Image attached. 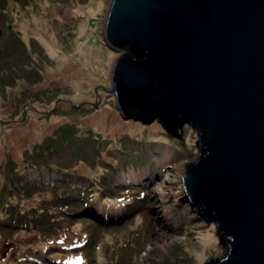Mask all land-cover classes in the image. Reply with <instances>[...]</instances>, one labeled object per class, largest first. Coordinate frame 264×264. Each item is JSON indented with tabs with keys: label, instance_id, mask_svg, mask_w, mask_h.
Returning <instances> with one entry per match:
<instances>
[{
	"label": "rangeland",
	"instance_id": "obj_1",
	"mask_svg": "<svg viewBox=\"0 0 264 264\" xmlns=\"http://www.w3.org/2000/svg\"><path fill=\"white\" fill-rule=\"evenodd\" d=\"M35 1L33 16L24 18L21 8L8 5L13 23H0V43L14 47L13 62L23 60L14 63L15 72L0 71V185L11 171L39 164L4 184L0 206L8 199L12 207L42 208L38 236L68 242L74 235L60 234L63 214L52 215L59 203L67 204L58 196L76 194L72 181L90 186L79 174L105 166L113 170L112 183L101 187L126 193L131 203L121 216L95 217L97 222L86 207L69 206L70 222L83 227L77 234L90 237L76 260L204 264L223 258L228 247L218 240L214 224L198 221L183 201L181 180L187 163L198 158L197 132L184 125L181 138L168 141L155 127L123 119L107 92L116 54L103 42L102 29L111 0ZM13 228L0 223L2 251L31 243ZM32 254L37 253L24 250L16 264H33ZM37 264L52 263L40 257Z\"/></svg>",
	"mask_w": 264,
	"mask_h": 264
},
{
	"label": "water",
	"instance_id": "obj_2",
	"mask_svg": "<svg viewBox=\"0 0 264 264\" xmlns=\"http://www.w3.org/2000/svg\"><path fill=\"white\" fill-rule=\"evenodd\" d=\"M102 39L123 119L197 132L183 201L228 247L204 264H264V0H111Z\"/></svg>",
	"mask_w": 264,
	"mask_h": 264
},
{
	"label": "trees",
	"instance_id": "obj_3",
	"mask_svg": "<svg viewBox=\"0 0 264 264\" xmlns=\"http://www.w3.org/2000/svg\"><path fill=\"white\" fill-rule=\"evenodd\" d=\"M8 5L21 8V10L24 12V18L27 16H33L35 10H37L38 8V5L36 4L35 0H0V23L8 27L13 23V14L7 11L6 6ZM14 50L15 49L11 45V43H0V71L9 68L13 72L16 71L14 63L17 64V62H13L14 59L13 55L11 54L14 52ZM18 59H20V61L17 65H22V57L20 56V58ZM149 125L151 127H155V129H158L159 133H161L164 137L168 138V141L171 140L164 128H162L158 124H154L157 126H154L153 124ZM73 133L75 134V132ZM70 136H72V134L68 136L69 139ZM69 139L65 140V143L66 141L68 142ZM113 160L115 161V159ZM37 163L39 164V162ZM37 163L27 166L24 170H22V172H16L14 170L11 171L9 173V180L7 181L4 179V184H9V182L11 183L18 181L31 169L32 166L35 168V165H38ZM107 163L110 162H106V164ZM104 167L105 166L97 165L93 172L90 171L85 174H79V177H84L88 179L87 181L91 183L90 186L79 185L77 183H73L74 181H72L69 187H71L72 190L76 191V194L74 196H64V192H61L58 196L59 199H61L62 201H66L67 204L59 203L57 206H55L57 207V210H55L52 215H55V213L63 214L58 216V221L61 227H59L60 234L66 235L67 233H73L74 235L73 239L68 240V242L63 241V243L60 244L53 243L51 242L52 240L48 237L38 236L39 233L35 228V224L39 222V219L41 217H43L42 213L44 211L42 208L33 206L28 209L27 205H25L26 203L18 207H12L10 205V200L8 199H6L4 203H1L0 223L8 225L9 227H15L13 228L15 229L13 233L16 236L25 235L26 238L29 237L28 240L31 241V243L26 244L24 246H18L14 249L7 248L4 251H2L0 246V257H4L0 260L9 259L8 263L6 264H16L17 256L24 252V250H30L37 253L32 254L31 256L37 258V260H34V257L30 259L33 264H37V262H39L40 257L46 259L52 264H88L86 260L76 259L79 257H83V251L80 248L85 247V243L88 242L90 237L88 233H86L85 235L83 234L81 236L77 234V232H80L83 227L81 226L79 221L70 222L71 220L69 218V215L70 213L72 214V210L71 208H69V206L80 205L86 207V211L92 213L94 215L95 222H97L99 220H97L96 218L102 217L104 215L112 218L114 216H121L122 211L126 207V205L131 203L130 196L125 195L126 193L124 194V192H117L113 189V191H111V189H109L108 187L104 190V188L101 187L104 186L103 183H106V185H111L112 183L110 175L113 170L108 167ZM104 175L106 176L105 181L102 180V177ZM4 184L0 185V190L5 187L6 184ZM84 188L85 192H83ZM117 194H121L123 196ZM31 235L33 237H31ZM78 249H80V251H78ZM29 255L31 254L29 253ZM7 256H10V258H7Z\"/></svg>",
	"mask_w": 264,
	"mask_h": 264
},
{
	"label": "bare ground",
	"instance_id": "obj_4",
	"mask_svg": "<svg viewBox=\"0 0 264 264\" xmlns=\"http://www.w3.org/2000/svg\"><path fill=\"white\" fill-rule=\"evenodd\" d=\"M182 182V181H181ZM182 189H183V185H182Z\"/></svg>",
	"mask_w": 264,
	"mask_h": 264
}]
</instances>
